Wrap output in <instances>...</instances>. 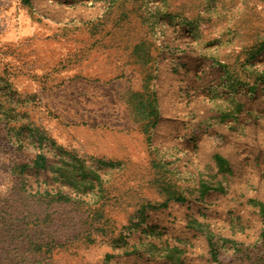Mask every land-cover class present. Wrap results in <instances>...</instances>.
Masks as SVG:
<instances>
[{
    "label": "rangeland",
    "instance_id": "obj_1",
    "mask_svg": "<svg viewBox=\"0 0 264 264\" xmlns=\"http://www.w3.org/2000/svg\"><path fill=\"white\" fill-rule=\"evenodd\" d=\"M0 264H264V0H0Z\"/></svg>",
    "mask_w": 264,
    "mask_h": 264
},
{
    "label": "trees",
    "instance_id": "obj_2",
    "mask_svg": "<svg viewBox=\"0 0 264 264\" xmlns=\"http://www.w3.org/2000/svg\"><path fill=\"white\" fill-rule=\"evenodd\" d=\"M33 165L36 167H44L43 157L41 155H37L33 161ZM58 170H59V174L61 175L60 177H62V180L72 187L77 186V184L81 180H83L82 177L84 175L81 176V179L77 180L76 176L72 174L71 169L61 167V168H58Z\"/></svg>",
    "mask_w": 264,
    "mask_h": 264
}]
</instances>
